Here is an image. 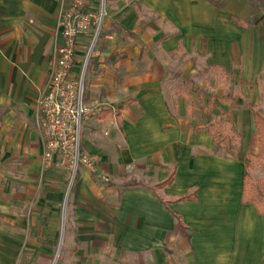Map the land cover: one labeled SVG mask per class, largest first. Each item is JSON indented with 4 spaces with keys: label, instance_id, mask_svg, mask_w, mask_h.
<instances>
[{
    "label": "crops",
    "instance_id": "obj_1",
    "mask_svg": "<svg viewBox=\"0 0 264 264\" xmlns=\"http://www.w3.org/2000/svg\"><path fill=\"white\" fill-rule=\"evenodd\" d=\"M72 2L0 0V192L2 180L9 185L0 206L34 210L1 214L0 264H19L23 230L41 240L26 264L50 261L61 236L60 264H264V213L244 201L248 152L215 151L181 90L194 78L189 63L229 67L245 47L243 31L227 23L234 13L208 0H108L86 80L87 104L103 110L85 120L82 136L96 171L80 170L63 217L65 177L42 165L38 99ZM87 43L80 36L75 68ZM253 115L239 122L243 143L256 137Z\"/></svg>",
    "mask_w": 264,
    "mask_h": 264
},
{
    "label": "rangeland",
    "instance_id": "obj_2",
    "mask_svg": "<svg viewBox=\"0 0 264 264\" xmlns=\"http://www.w3.org/2000/svg\"><path fill=\"white\" fill-rule=\"evenodd\" d=\"M248 6L252 7L250 0H226L224 7H221V9L230 10L234 13L231 17H228L227 14V23L232 24L234 30L243 31L240 37L242 41L240 47L245 45L244 49L241 50L242 55L240 51H238V54H233V62L229 67H221L212 63L207 65L205 64V57H202V59L197 58L195 62L191 63L187 62L188 59H186V63L191 64L190 67L194 70V78L189 76L186 79V85L184 84L181 90L188 92L187 98L191 97L189 99L191 102V119L196 130H203L204 133L209 132V130L213 131L215 151L226 156L239 155V152L243 156L246 151L248 152L247 170L251 178L249 189L252 186L257 189L256 193L254 190H250V193L255 201L264 204V156L261 155L260 140H257L259 136L254 128L253 134L254 137L256 136L254 140L251 143H243V127L239 123L245 118L244 114L252 113L253 115L254 111L264 116V8L256 13L254 10L250 16H245ZM249 41L252 42L250 46ZM255 41L257 43L254 45ZM237 44L235 43V45ZM185 58L186 56L182 57L179 65L185 64V61L183 62ZM250 58L252 62L256 58V65L252 66V69H249L247 73V60ZM245 75H249L250 78ZM98 106L103 105L99 104ZM7 182L8 179L2 180L3 190L0 192V197L4 200L3 197L5 196L6 202L9 194ZM74 191L75 189L69 200L66 201L65 184L61 201L63 217L74 198ZM13 212L25 217L27 214L31 215L34 210L24 206H0V217L2 213L8 217ZM32 224V222H28V226ZM22 236L18 240L20 246L19 264H26L30 257L28 249L31 246H37L41 240L34 237L29 230H23ZM63 246L64 238L61 236L57 241L55 252L50 261L46 256V259H40L42 262L39 264H60V254Z\"/></svg>",
    "mask_w": 264,
    "mask_h": 264
},
{
    "label": "built area",
    "instance_id": "obj_3",
    "mask_svg": "<svg viewBox=\"0 0 264 264\" xmlns=\"http://www.w3.org/2000/svg\"><path fill=\"white\" fill-rule=\"evenodd\" d=\"M96 4V5H94ZM108 17V0H73L61 12L58 26L63 43L58 47L46 89L38 99L39 128L43 140L42 165L62 169L66 184V201L75 189L80 170L96 171L95 159L82 147L85 120L102 112L86 101L88 69ZM80 36H87L79 68L76 55ZM105 182L110 177L98 174Z\"/></svg>",
    "mask_w": 264,
    "mask_h": 264
},
{
    "label": "trees",
    "instance_id": "obj_4",
    "mask_svg": "<svg viewBox=\"0 0 264 264\" xmlns=\"http://www.w3.org/2000/svg\"><path fill=\"white\" fill-rule=\"evenodd\" d=\"M213 5L217 7H224L226 0H209ZM250 4L255 10V13L264 8V0H250ZM254 119H255V128L257 130L259 140H260V147H261V155L264 156V116L258 113L257 111H254ZM210 135H213V131L209 130ZM173 180V175L164 183L160 184V187H163L169 183H171ZM251 181V178L247 172L246 175V185H245V193H244V201L247 203H255L262 213H264V204L262 202L255 201L254 197L251 195L250 190H254L255 193L257 192V189L255 186H252L249 189V183Z\"/></svg>",
    "mask_w": 264,
    "mask_h": 264
}]
</instances>
